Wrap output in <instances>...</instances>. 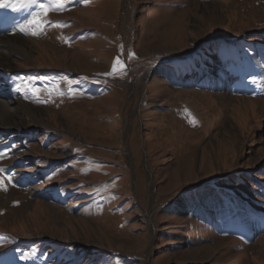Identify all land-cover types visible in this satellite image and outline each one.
<instances>
[{"label":"rangeland","instance_id":"1","mask_svg":"<svg viewBox=\"0 0 264 264\" xmlns=\"http://www.w3.org/2000/svg\"><path fill=\"white\" fill-rule=\"evenodd\" d=\"M36 11L0 8V264H264V0Z\"/></svg>","mask_w":264,"mask_h":264},{"label":"snow or ice","instance_id":"2","mask_svg":"<svg viewBox=\"0 0 264 264\" xmlns=\"http://www.w3.org/2000/svg\"><path fill=\"white\" fill-rule=\"evenodd\" d=\"M37 6L38 11L34 13H30L31 19L26 22V24L20 28L21 32H25V34H31V35H38L41 32L44 31V28L46 25L52 24L51 21H48L47 19H44V17L48 16L49 11L52 10H62L66 6V0H48L47 4L40 3L39 0H0V8H11L13 11H21V10H27L32 8L33 6ZM52 26L62 27L61 24H54ZM134 55V53L132 54ZM117 66L120 68H124L125 65L121 61L120 57L118 56L115 59L114 65H113V72H116ZM112 73H106L105 75H111ZM33 80L36 79H46L45 77H33ZM29 89L34 94H39L40 88L33 86L31 83L28 85ZM41 103H44L46 101H39ZM6 156V153H0V158H4ZM5 169L0 168V174L5 173ZM5 181L12 182L10 175H0V188L6 189ZM2 239H6V237H0ZM28 256H22V259H29Z\"/></svg>","mask_w":264,"mask_h":264},{"label":"bare ground","instance_id":"3","mask_svg":"<svg viewBox=\"0 0 264 264\" xmlns=\"http://www.w3.org/2000/svg\"><path fill=\"white\" fill-rule=\"evenodd\" d=\"M16 41V40H15ZM9 42V41H8ZM7 42V43H8ZM13 44V43H12ZM10 44V45H12ZM16 44V43H15ZM12 46H15L17 47V45H12ZM20 48V47H19ZM0 49H6V47H1L0 46ZM11 102H13V100L9 101L8 103H3V102H0V119H3V118H7V115H10V114H13V117H18V111L21 109L20 107L16 108L15 110L10 108L8 104H10ZM31 112V111H30ZM16 125V124H15Z\"/></svg>","mask_w":264,"mask_h":264}]
</instances>
